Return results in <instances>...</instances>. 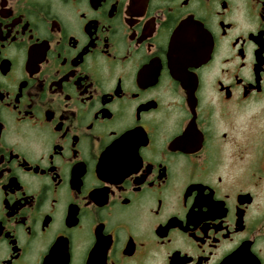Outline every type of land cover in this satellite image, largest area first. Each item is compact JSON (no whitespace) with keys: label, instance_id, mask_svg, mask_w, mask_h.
I'll list each match as a JSON object with an SVG mask.
<instances>
[{"label":"flooded vegetation","instance_id":"flooded-vegetation-1","mask_svg":"<svg viewBox=\"0 0 264 264\" xmlns=\"http://www.w3.org/2000/svg\"><path fill=\"white\" fill-rule=\"evenodd\" d=\"M236 253L264 264V0H0V264Z\"/></svg>","mask_w":264,"mask_h":264},{"label":"water","instance_id":"water-1","mask_svg":"<svg viewBox=\"0 0 264 264\" xmlns=\"http://www.w3.org/2000/svg\"><path fill=\"white\" fill-rule=\"evenodd\" d=\"M225 263L227 264H234V263H251V260L249 256L243 253H236L233 256H231Z\"/></svg>","mask_w":264,"mask_h":264}]
</instances>
